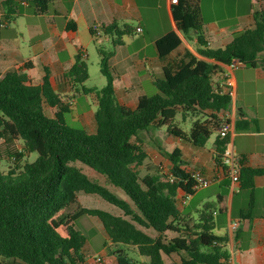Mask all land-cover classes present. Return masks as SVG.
Returning a JSON list of instances; mask_svg holds the SVG:
<instances>
[{
    "label": "trees",
    "instance_id": "obj_1",
    "mask_svg": "<svg viewBox=\"0 0 264 264\" xmlns=\"http://www.w3.org/2000/svg\"><path fill=\"white\" fill-rule=\"evenodd\" d=\"M21 3L44 15L51 0H0L5 12L0 23L21 16ZM172 12L182 37L190 42L195 35L200 58L189 56L177 70L164 68L163 78L152 74L157 93L139 97L135 109L119 103L110 67L116 48L124 44L123 37L134 35V29L116 23L101 28L111 39V49L98 47L101 73L106 78L100 90L85 88L89 68L85 53L78 51L64 78L71 87H81L84 95L95 93V133L69 124L72 105L55 89L47 68L39 83L28 72L30 63L6 73L0 71V146L19 142L22 149L14 159L24 160L22 171L8 173L2 171L0 161V264L82 262L87 238L77 224L84 216L100 220L114 247L108 252L117 264H231L226 248L229 235L214 234V207L205 206L194 221L177 204L180 195L185 200L196 192V181L184 169L181 150L164 154L171 163L168 173L142 176L148 153L140 134L152 127H165L169 135L199 148L217 134L215 165L222 166L231 134L221 138L218 129L233 99L217 93L215 85L223 81V66L233 59L264 69V57L258 62L264 53V5L261 0L251 3L254 27L237 33L224 48L208 46L199 0H178ZM70 29L76 30V25ZM91 34L95 37L93 29ZM182 43L176 32L166 34L156 42L159 56L168 57ZM178 116L184 121L195 118L188 132L179 127ZM33 153L38 157L30 163L26 157ZM78 163L105 176L125 197L90 179ZM238 165L240 187L250 192L240 219L248 220L255 209V179L264 176V168L248 167L241 161ZM17 174L20 181L13 183L9 178ZM80 192L98 195L124 216L82 207L70 214L68 209ZM131 248L147 262L131 256Z\"/></svg>",
    "mask_w": 264,
    "mask_h": 264
},
{
    "label": "crops",
    "instance_id": "obj_2",
    "mask_svg": "<svg viewBox=\"0 0 264 264\" xmlns=\"http://www.w3.org/2000/svg\"><path fill=\"white\" fill-rule=\"evenodd\" d=\"M222 1L223 19H203L204 34L210 48H224L237 33L255 25L250 13L254 0ZM199 4L203 16V0H199ZM261 4L264 5V0H261ZM173 5L171 0H51L47 14L38 15L33 11L26 14L30 21L23 27L27 34L22 33V39L15 33L13 26V23L18 25L20 16L0 23V71L6 73L30 63L31 69L28 72L35 83L37 76L39 83L44 69L47 68L55 89L58 91L57 86L63 85L62 91L66 95L68 92L79 90V87H71L69 80L64 78L75 64L78 51L82 50L88 59L89 46L95 41L105 50L111 49V39L105 37L103 32L99 38L92 36L91 30L94 26L102 28L115 23L119 26L128 25L135 33L123 37L124 44L116 48L110 67L119 103L135 109L139 97L157 93L152 83V74L163 78L164 68L177 70L188 62L189 56L200 58L196 52L195 35H191L189 42L180 34L172 12ZM21 6L29 8L25 3H21ZM4 13L0 8V17ZM5 25L8 27L5 28ZM74 25L76 30L70 29ZM170 32H176L183 43L168 57L161 58L156 42ZM105 43L107 45H104ZM263 57L264 53L258 62ZM232 79L235 97L228 112L231 122L229 149L237 161H241L245 166L264 168V69L259 65L245 66L235 71ZM153 90L156 92L153 93ZM80 99L84 100L82 97ZM88 103L87 100L86 107L90 106ZM189 119L191 118L187 117L186 121ZM193 121L195 118L192 123ZM216 136H212L203 148L194 147L172 136L176 149L182 152L184 169L188 173L200 171L205 178H213L220 172L221 168L215 165ZM140 137L148 146V159L141 168L146 170L145 175H161L163 173L158 171L163 168H166L168 173L171 163L164 156L167 152L157 145L150 147L154 141L150 138L149 131L142 132ZM152 147L156 148L157 154L150 161L149 148ZM157 148L162 153H159ZM200 191H209L202 204L204 207H214L216 228L220 225L228 229L229 242L226 248L231 256L230 263L264 264V176L255 179V209L252 219L248 220H241L240 213L248 206L250 192L242 190L240 184H234L229 177H222L210 186L196 190L188 202L193 201ZM178 201V206L185 213L183 208L186 200L180 195ZM199 211L201 210H197ZM191 218L193 219L192 216ZM234 223H238V227L233 231ZM101 229L107 236L104 227ZM90 249L87 241L83 261L78 264H96L95 257L98 255L106 257V264H117L116 257L109 252L100 251L91 255ZM134 258L141 261L136 255Z\"/></svg>",
    "mask_w": 264,
    "mask_h": 264
},
{
    "label": "rangeland",
    "instance_id": "obj_3",
    "mask_svg": "<svg viewBox=\"0 0 264 264\" xmlns=\"http://www.w3.org/2000/svg\"><path fill=\"white\" fill-rule=\"evenodd\" d=\"M246 2V0H245ZM223 1L222 0H203V10H204V17L205 21H209L212 19H223L224 12L223 9ZM52 11L53 8L51 7ZM32 9H26L25 7H20V13L21 16L17 20V23H13V26L15 28V33L22 39V33L27 34L26 29H23L24 26L30 21V19L26 16L29 12H31ZM245 13V12H244ZM104 45H107L106 43ZM98 43H91L89 46V55L90 57L86 59L88 68H89V75L90 79L84 84L86 89H97L100 90L106 85V78L102 75L101 69H100V55L98 53ZM36 83L38 82L37 76L35 77ZM57 86V84L55 83ZM63 85H58V91L66 98V101H71L72 105V113L67 116L68 122L70 125H73L75 127H83L86 129L89 133H95L96 132V121L94 114L97 110V98L96 95H87L84 96L82 94V88L79 87V91H71L68 92L65 95V92L63 90ZM156 91L153 90V93ZM74 96V97H73ZM80 97H82L84 100H81ZM88 100V104L90 106L86 107V102ZM83 109V111H81ZM188 121H184L181 116H178V125L180 128H182L184 131H188L192 125V119L194 117H190ZM149 136L154 141L153 145L151 146H159L163 147L165 152L172 153L177 146L173 144V137L169 135L166 131L165 127H161L158 129H150L149 130ZM214 137L216 134L213 135ZM175 138V137H174ZM22 149V146L19 142H10L8 144L4 143L0 146V161H1V169L5 173H8L9 170H15V172H20L23 170L24 160H15L14 156L15 153L20 151ZM158 149V148H157ZM148 150V146H147ZM154 150V151H153ZM157 150L156 148L150 149V161L153 160V157L156 156L157 153H155ZM159 153H162L158 149ZM38 157V154L33 153L29 154L26 157V160L30 163H33ZM25 160V161H26ZM149 162V161H148ZM78 166L82 169L83 173H85L90 179L93 181H96L97 183L107 187L115 194L125 197L122 190L115 188L111 184L107 183V179L105 176L98 174L91 168H89L86 165H83L81 163H78ZM164 166V165H163ZM166 166V165H165ZM162 173H167V169L163 168L162 170L158 171ZM152 174H158L151 172ZM146 174V170L143 168L141 169V175L144 176ZM17 174L16 176H12L9 179L13 181V183H18L20 181ZM209 191H200L195 197L193 201H190V198L186 200V203L184 205L183 211L187 214H191L194 220L198 217L197 210H202L204 208V205L202 202L204 201L205 197ZM85 207L89 209H99L103 210L109 213H112L113 215L117 216H124L123 212L115 207L114 205L108 203L98 195H89L85 194L83 192H80L77 194L76 203L73 204L69 209L68 212L70 214L75 213L79 208ZM103 225L100 222L98 218L95 217H89L84 216L78 220L77 229L80 230L87 238L88 244H90V253L91 255H94L100 251H104L105 253L108 252L109 249H114V247L111 246L110 241L107 239V236L102 231ZM145 230V229H144ZM147 233L150 235H155V233L152 230H146ZM228 233V229L224 226L218 225L217 228L214 230V234L217 236H224ZM130 255L135 257V254L133 250H130ZM139 260H146L143 257H138ZM167 264H169V261H167Z\"/></svg>",
    "mask_w": 264,
    "mask_h": 264
},
{
    "label": "built area",
    "instance_id": "obj_4",
    "mask_svg": "<svg viewBox=\"0 0 264 264\" xmlns=\"http://www.w3.org/2000/svg\"><path fill=\"white\" fill-rule=\"evenodd\" d=\"M172 4H177L178 0H171ZM5 28L8 25L4 26ZM95 37L99 38L102 35V30L99 26H94ZM246 65L238 59H233L230 64L223 66V81L218 85H215L216 92L230 96L232 99L235 97L234 82L232 76L235 71L245 67ZM222 123L218 129V134L221 138H226L231 132V122L228 117V113H225L222 117ZM220 172L213 178H205L200 171L194 172L192 177L196 181L195 190L205 188L218 181L222 177H229L234 184H240L239 180V165L237 158L230 151L229 147L223 157L222 166ZM171 175V174H170ZM177 204L180 205L179 201ZM238 223L232 225V230H236ZM96 264H106L107 259L105 256L98 255L95 257Z\"/></svg>",
    "mask_w": 264,
    "mask_h": 264
}]
</instances>
